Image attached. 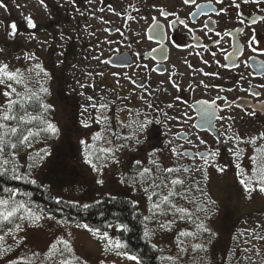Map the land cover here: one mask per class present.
<instances>
[{
	"label": "snow or ice",
	"instance_id": "1",
	"mask_svg": "<svg viewBox=\"0 0 264 264\" xmlns=\"http://www.w3.org/2000/svg\"><path fill=\"white\" fill-rule=\"evenodd\" d=\"M73 6L76 5V0H67ZM91 3L92 0H87ZM183 6L194 5L197 10H201L204 5L198 4L197 0H181ZM217 3H223V0H217ZM231 4L236 9L241 8V4H254L260 8L264 13V0H231ZM12 5L21 10L26 5H21L17 0H12ZM39 5L43 7L48 17H52V12L49 10V5L45 0H39ZM110 11H115L111 5L108 6ZM132 8V5H129ZM157 15L151 17L152 24L149 26L150 32H155L160 35V46L164 47L165 34L163 33L164 25L161 24L158 17L163 18L167 27L171 30H176L177 25H182L191 33L195 31L194 28L189 27V21L193 20L198 12H190L186 18H182L178 11H170L164 6H152ZM0 9L5 13H10L9 5L6 0H0ZM76 11L80 15L79 8ZM103 12L104 9L100 8ZM135 12L139 13L140 9L135 8ZM227 9H219L220 13H226ZM117 15H125L124 13H117ZM22 20L24 21L25 31H21L16 20L6 23L5 20L0 19V28L3 29V42L5 45L21 46L20 37H24L28 41H38L36 30L38 23L29 12L24 14L21 12ZM243 13L238 11L237 18L241 24L245 21L242 19ZM146 19V17H139ZM171 18V19H169ZM137 17L131 14L126 15V20H136ZM258 21L264 22V14L255 17L249 21L250 24L255 25ZM203 27L209 32L213 31L208 28V21H205ZM105 31H110L105 29ZM121 37L124 33L119 28L116 29ZM239 32H244V28L238 29ZM140 35V33H136ZM233 33L225 30L223 33L216 31L217 37H230ZM71 37H67L70 39ZM61 40L66 37L63 33L60 35ZM149 40L153 39L152 35L148 36ZM209 39H211L209 37ZM41 46L47 44V41H38ZM107 43H114L112 40H107ZM220 40L213 41L214 44L219 45ZM175 47H181L174 40L170 41ZM260 41L256 36V29L251 28V35L247 38V48L253 52L264 53V49L259 48ZM205 51H208V46H204ZM4 48H0V54H3ZM155 51V49H153ZM223 51V49H221ZM240 54H243V45L241 46ZM64 55L63 51L60 53ZM136 55L139 57L140 53ZM199 55V53H197ZM211 55L215 57L216 53ZM100 59L99 57H93ZM227 58V57H226ZM14 59L29 63V67L25 70L20 68H12L9 63L0 60V95L4 97L0 101V260L5 259L8 253L15 252L25 245L27 236L26 230L28 228L41 227L42 222L52 221L56 225L65 230L64 235L55 237L47 245L46 250H31L24 255H17L15 258L9 259L8 264H89V261L77 254L74 247V240L70 229L74 226L76 229H83L100 243L102 247V254L104 258L100 259L98 264H116L115 260H108L107 257L111 254L122 260L132 261L135 264H144L142 254L130 248L128 242L121 238L120 235L112 234L111 230L119 233H127L132 231L131 227L119 218L113 222H104L101 226H93L83 221H70L67 217H57L56 213L63 212L61 205L70 207H82L87 210L93 207L91 204H79L78 201L65 200L62 194L50 196L56 208H46L32 199V193L22 191L21 188L15 184H9L8 181L22 182L25 184L37 185L39 184L46 190L48 185L43 184L38 179L35 172L45 165L49 157L52 156L51 145L49 140L58 139L62 130L50 118V112L53 105L45 101V97L50 95V89L46 86L47 82L52 79L50 73L40 62V57L36 51H23L21 56H15ZM251 59V58H249ZM59 63H63L60 61ZM101 63H110L108 60H101ZM205 64L208 61H204ZM219 63V61H217ZM245 67L248 66V60L243 61ZM128 67L129 65H121ZM147 67V65H143ZM238 64H233L232 67H238ZM140 67V65H137ZM222 67H228L227 64ZM261 76H264V64L260 65ZM203 71V69H201ZM91 75V73H89ZM103 76V73H98ZM113 77L119 73H112ZM205 76H215L217 73H204ZM124 78L130 80L133 85H137L142 91L139 93L140 106L136 108H122L121 111H126L128 114L127 122L123 120L116 121L113 125L112 119L109 115H105L100 110L108 109L110 107L108 102L101 98L99 103L94 102L92 96H88L87 100L90 102L88 106L84 107L81 116L88 112L89 108L95 109L96 115L89 113L87 119H81L80 124L84 129H89L93 123L99 125V130L92 133L91 139H79V145L82 147V157L84 162L90 166L92 172L97 174L96 183L103 185L105 183L103 177L104 169L109 165H120V153L125 150L139 151L143 153V157L135 159L131 165L130 173H122L119 177L121 184L130 185L142 191L147 200L150 202L148 208L149 215L142 217L140 223L143 225V239L151 244L153 249H157V245L152 242V238L157 231H172L173 225L179 221H187L193 225L192 230L182 229L176 237L178 254L160 256L162 264L167 261L168 264H182L183 256L186 255L191 248L194 254L193 264H207V254L209 246L218 234L207 226L206 221L215 214L218 204L212 198L208 191L210 183V176L208 168H214L219 174H224L228 170L227 163L221 164L218 158L221 155L220 147L214 149L205 148L204 151H196L189 153L187 151L180 152L177 147L173 146L175 141L167 139L164 141V147H157L153 143V136L158 133V129L154 125L163 124L168 128V122L172 120L181 119L180 116H171L167 109L177 107L176 102L183 103L189 109L196 105V113L200 118L202 124H207L209 129H215L214 120L226 122V127L222 125L221 129L216 130V144L227 149L228 154L234 162L235 178L238 181L242 193L245 198L251 200L253 195L258 193L264 195V131H258L256 134L247 136L241 135L239 131L234 128V117L232 115H218L225 109H231L235 101H229L226 96L217 95L212 100H195L193 104H189L187 100H182L179 95L173 98V101L167 103L165 107L156 105L154 92L150 87H146L143 83L133 80L127 73ZM171 79V78H170ZM240 80H244L241 76ZM119 80L117 84L119 85ZM172 87L179 92L181 90L180 84L175 80L171 81ZM239 83V81L237 82ZM200 85L204 88L210 86L200 81ZM81 88L86 85L81 84ZM216 87V86H211ZM264 89V84L257 86L249 83L248 89H241L250 92L254 98L261 96L260 91L255 88ZM189 88H192L189 85ZM222 91L232 92V88L221 89ZM83 95V93H81ZM120 100H127L128 97H117ZM223 101V105L217 104V101ZM258 103L264 104V101L257 100ZM111 103H115L112 101ZM240 107V105H236ZM251 110H245L244 115L253 119L258 117V113L254 107L249 106ZM182 116L186 118L185 123L192 119L188 112H183ZM195 127V125H193ZM170 130V129H169ZM185 140L189 144L193 142L185 135ZM196 139L199 144L206 145V141L197 135ZM43 143L41 148H34L37 143ZM250 146L251 155L247 156L249 164L247 166L242 164V160L246 154V148L241 147ZM32 149V151H27ZM170 151L174 157H182L191 155L193 161L198 157L202 164L195 168V171L202 174V180H193L190 176L181 177L180 173H190L191 168L183 167L177 161L174 166L166 167L163 163V153ZM23 153V155H22ZM24 155L27 156V161L23 162ZM147 161V166L145 165ZM193 191L198 192L202 199L196 200L195 210L188 207L179 206L176 201L182 200L192 203L189 197ZM115 200L116 197H111ZM101 200L94 201L95 205H100ZM133 208L139 203L136 200L129 201ZM198 213H205L203 219ZM103 215V213H101ZM171 216V219L167 217ZM155 223V227H149L151 223ZM247 233V238L244 240L245 247L239 249L243 253L235 264H264V250L261 249L260 244L264 242V224L257 223L254 228L246 229L240 233L241 236ZM205 234L207 235L206 242H196L188 244V241L201 240ZM8 238L11 243H8ZM235 239V237H234ZM162 251V249L160 250ZM197 253H204L203 257L195 256ZM230 258H235V253H229ZM259 258V259H257Z\"/></svg>",
	"mask_w": 264,
	"mask_h": 264
},
{
	"label": "flooded vegetation",
	"instance_id": "2",
	"mask_svg": "<svg viewBox=\"0 0 264 264\" xmlns=\"http://www.w3.org/2000/svg\"><path fill=\"white\" fill-rule=\"evenodd\" d=\"M83 1L85 8L80 12H83L84 15L77 12L73 21L75 25L79 26L82 21L86 20L89 27L88 33L93 37L91 44L96 46L94 51L100 58V66L98 65L97 68L100 73H103L101 77L116 89L117 97H128L127 100L119 99L122 107L140 106L139 93L142 89L124 78V74L127 73L138 84L143 83L153 90L156 105L159 107H165L167 103L173 101L176 95H179L182 100H187L189 104H193L195 100H212L217 95L226 96L230 102L235 101V104L230 110L225 109L218 112V115H232L235 118L234 128L241 135L247 136L264 131V104L257 102V100L264 101V89L255 88L256 91L261 92L259 98H254L250 92L241 90L248 89L249 83L253 86L264 84V76L259 74L261 72L260 65L264 64V53L259 51L253 53L247 48V38L251 35V28L254 27L257 39L260 41L259 48L264 49V22L258 21L255 25L249 23L251 19L264 14L256 5L241 4V8L238 10L232 6L231 0H223V3H217V0H197L198 4L205 6L201 11L197 10L194 5L183 6L181 0H92L91 3H88L87 0ZM154 4L164 6L170 11H178L182 18H186L190 12H198L194 19L189 21V27L194 28L195 31L190 33L182 25H177L176 30L173 31L167 27L163 18L158 17L161 24L164 25L163 33L165 34L164 47L161 48L160 35L149 31V26L152 24L151 17L158 16L152 7ZM109 5L115 11H110ZM129 5L133 7L130 8ZM53 7L57 8V4L54 3ZM100 8H103L104 11H99ZM135 8L140 9L139 13L134 11ZM221 8L227 9V12L218 15ZM238 11L243 13L244 24H241L237 18ZM117 13L125 15H117ZM127 14L136 16L137 19L126 20ZM141 16L146 19H140ZM205 21H208V28L213 31L209 32L203 27ZM117 28L124 33V37H121L120 33L116 31ZM240 28H244V32H239ZM105 29L110 31H105ZM225 30L232 32L233 35L230 37L215 36L216 31L223 33ZM136 33H140V35H136ZM149 35L153 36L152 40L148 39ZM217 39L221 41L219 45L213 43ZM107 40H112L114 43L109 44L106 42ZM172 40L180 44L181 47H175L170 43ZM100 42L105 45L101 49L97 48V44ZM205 45L208 46V51H205ZM242 45L243 54L241 55ZM137 52L140 53L139 57L136 55ZM212 52L216 53L215 57L211 55ZM101 60H108L110 63H101ZM205 60L208 61L207 64L204 63ZM245 60H248L247 67L243 64ZM225 64L228 65L227 68L222 67ZM233 64L239 66L232 67ZM121 65L129 66L122 67ZM143 65H147V67ZM205 72L217 73V75L205 76ZM112 73H119V75L113 77ZM241 76L244 77L242 81L240 80ZM117 80L120 82L119 85ZM172 80L180 84L179 92L172 87ZM200 81H204L210 87L204 88L200 85ZM238 81L239 83H237ZM189 85L192 88H189ZM228 88H232L233 91L221 90ZM176 103V108H179V111L176 108L167 109L169 115H181L184 118L182 113L188 112L192 119L187 123H182L181 119L169 121L168 128L163 124L154 125V128L158 129V133L153 136V139L155 142L157 141L158 146L162 148L165 140L173 139L175 141L173 146L177 147L180 152L194 153L202 152L206 147L209 149L220 147L221 155L218 162L227 163L228 170L234 171V162L227 149L216 144L215 132L221 129L222 125L226 127V122L214 120L215 129H209L208 125L202 124L197 116L196 105L193 104V107L189 109L183 103ZM217 104L222 106L223 101H217ZM236 105H240V107H236ZM249 106L255 108L258 113L257 118L253 119L244 115L246 109L251 110ZM185 135L193 142L192 144L185 140ZM197 135L207 142L206 145L199 144L196 139ZM241 147L246 148L245 161L243 160L242 164L247 166L249 164L247 156L251 155V147L244 145ZM165 153L169 155L172 166L178 161L180 165L191 168L193 171L202 164L198 157L193 161L191 155L177 158L170 151L166 150ZM208 170L215 171L211 167ZM214 179L217 185L211 189L214 197L216 199L223 197L220 206L223 202L230 205L229 209L222 206L220 212L222 219L230 218L227 224H232V220L233 224L239 222L241 216H247V199L242 193L238 181L236 178L228 181L224 174L219 173H216ZM228 193L232 200L227 198ZM259 215L262 218L264 212Z\"/></svg>",
	"mask_w": 264,
	"mask_h": 264
},
{
	"label": "rangeland",
	"instance_id": "3",
	"mask_svg": "<svg viewBox=\"0 0 264 264\" xmlns=\"http://www.w3.org/2000/svg\"><path fill=\"white\" fill-rule=\"evenodd\" d=\"M6 2L9 5L10 13H5L3 9H0V19L5 20L6 23L16 20L20 30L25 31L21 12L24 14L31 12L38 23V28L28 31H36L38 41L48 42L41 46L38 41H28L24 37H20L21 46L5 45L3 42V29L0 28V48L5 49L4 53L0 54V60L9 63L13 69L20 68L25 70L30 66L29 63L23 59L16 60L14 57L21 56L23 51H36L40 57V62L52 73V79L46 85L50 89L51 94L45 97V101L53 105L50 118L58 124L62 134L58 139L48 141V144L51 145L52 156L49 157L45 165L35 172V175L43 184L49 186V191L54 196L62 194L65 200L90 203L103 195L124 194L131 200L139 202L136 206L141 213V217L149 215L150 202L147 200L146 195L130 185L119 182L120 175L122 173H130L133 161L142 158L143 153L128 150L120 153L121 164L109 165V167L104 169L102 178L105 183L103 185L96 183L97 174L91 171L90 166L84 162L82 157V147L79 145V139L90 140L92 133L98 131L100 127L93 123L89 129H84L80 124V120L82 118L87 119L89 113L96 115L97 110L89 108L88 112L84 113L83 117L81 116L84 107L90 103L87 100L88 96H92L94 102L99 103L103 97V100L109 103L110 107L108 109L100 111L111 117L114 126L116 121L123 120L127 122L128 119L127 112L121 111L125 107H122L119 99H117L116 89L112 88L110 84L98 75L100 70L97 66H100V60L93 58L97 57L94 51L96 46L94 47L91 44L93 37L88 33L89 27L86 24V20L85 22L82 21L79 26L75 25L73 21L77 13L76 8H79L80 11L84 10V1L76 0V5L73 6L67 0H45V3L49 5V10L52 12L51 18L48 17L43 7L39 5V0H17L21 5H26L21 10L16 9L12 5V0H6ZM54 3L57 4V8L53 7ZM61 33L66 37L65 40L60 39ZM67 37L71 38L67 39ZM103 46L105 45L101 42L97 44V48L101 49ZM61 51L64 53L63 56L60 55ZM60 61H63V63H59ZM81 84L86 85V87L81 88ZM3 99L4 97L0 95V101H3ZM112 101H115V103H111ZM176 109L179 111V108ZM184 120L181 117L182 123H185ZM153 143L159 147L154 139ZM43 146L44 144L41 142L35 144L34 148L38 149ZM27 151H32V149ZM162 159L164 166H172V162L169 160L170 157L165 152ZM243 160L242 162L245 161ZM26 161L27 156L24 155L22 163ZM145 165L147 166V161H145ZM65 169H68L70 173L66 172ZM208 173L211 178L208 191L212 198L217 201L218 207L215 214L206 221V224L218 235L213 238V242L209 246L206 257L207 264H235V261L239 260L243 255L239 249L245 247L244 240L247 238L246 232L244 236H241L240 233L246 229L254 228L257 223L264 224V216L261 218L259 215L264 212V195L256 193L251 200L247 199V216H241L239 222L235 224H233V220L231 221L232 224H227L230 218L222 219L220 212L222 206L229 209L230 205L223 202L222 206H220V201H223V197L216 199L211 190L216 185L214 176L217 172L208 170ZM180 175L182 178L190 176L193 180H201L203 183L202 174L195 170L187 174L181 172ZM224 176L228 181L235 179V170H227ZM227 198L232 200L229 193ZM198 199H202V197H200L198 192L193 191L189 197L192 203L182 200H177L176 203L179 206L195 210V203ZM198 215L203 219L205 213H198ZM167 218L171 219L172 217L169 216ZM225 224L226 226H224ZM149 227H155V223H151ZM182 229L192 230L193 225L187 221L177 220L173 225L172 231H157L152 238V242L160 250L162 249L163 256H175L178 254L176 237ZM70 231L72 232L77 254L87 259L89 264H98L99 260L104 258L100 243L91 234L83 229H76L74 226ZM64 234L65 230L52 221L42 222L41 227L28 228L26 230L27 240L25 245L15 252L8 253L5 259L0 260V264H6L9 259L15 258L17 255H24L31 250L44 251L55 237ZM206 240L207 235L205 234L201 240H189L188 244L206 242ZM7 242L11 243V239L8 238ZM260 247L264 250V242H261ZM230 252L235 253V258H230ZM195 256L203 257L204 253H197ZM107 259L115 260L116 264H135V262L122 260L111 254ZM193 261L194 254L189 247L188 253L183 256L182 264H193ZM163 263L168 264L167 261Z\"/></svg>",
	"mask_w": 264,
	"mask_h": 264
},
{
	"label": "trees",
	"instance_id": "4",
	"mask_svg": "<svg viewBox=\"0 0 264 264\" xmlns=\"http://www.w3.org/2000/svg\"><path fill=\"white\" fill-rule=\"evenodd\" d=\"M51 115V114H49ZM66 172L70 173L68 169ZM9 184H15L21 188L22 191H28L32 193V199L36 203L45 206L46 208H56L53 200L49 197L54 196L49 188L46 190L39 184H25L22 182L8 181ZM111 197H116L115 200ZM99 200L102 201L100 205H95L94 201L87 203L93 205L89 209L85 210L82 207H70L67 205H61L63 212H57L58 218L61 216L67 217L70 221H83L93 226H101L104 222L115 223L116 219L119 218L121 222L127 223L132 231L127 233H119L113 228L112 234L120 235L122 239L126 240L131 249L142 254L144 264H162L159 259L162 256V252L157 247L153 249L151 244L143 239V225L140 223L142 217L137 206L133 208L129 201H132L129 197L124 194H110L103 195ZM85 204V203H79ZM103 213V215H101ZM8 264V263H6ZM164 264V263H163Z\"/></svg>",
	"mask_w": 264,
	"mask_h": 264
},
{
	"label": "water",
	"instance_id": "5",
	"mask_svg": "<svg viewBox=\"0 0 264 264\" xmlns=\"http://www.w3.org/2000/svg\"><path fill=\"white\" fill-rule=\"evenodd\" d=\"M112 61V60H111ZM187 152H189V151H187Z\"/></svg>",
	"mask_w": 264,
	"mask_h": 264
}]
</instances>
